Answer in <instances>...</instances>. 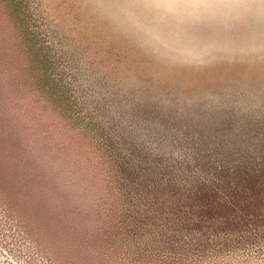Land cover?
<instances>
[{
  "label": "rangeland",
  "instance_id": "374dc122",
  "mask_svg": "<svg viewBox=\"0 0 264 264\" xmlns=\"http://www.w3.org/2000/svg\"><path fill=\"white\" fill-rule=\"evenodd\" d=\"M189 11L0 0V264H264V3Z\"/></svg>",
  "mask_w": 264,
  "mask_h": 264
},
{
  "label": "trees",
  "instance_id": "16d2710c",
  "mask_svg": "<svg viewBox=\"0 0 264 264\" xmlns=\"http://www.w3.org/2000/svg\"><path fill=\"white\" fill-rule=\"evenodd\" d=\"M257 149L258 148L253 149V150H257ZM263 149H264V144L262 148H259V150H263ZM243 152L247 155L246 158L250 165L244 164V166L238 167L233 172L232 174L233 176L231 179L237 186H241L243 192H245L244 194H247V193L250 194V195L242 196V198L248 199V200L252 198L255 201V210H259L262 207H264V166H262V168H260L259 170L254 171V168L252 166V163H254V158L252 157V155H250V152H245V151ZM228 154H230V152ZM220 176L222 177L221 181L223 182L222 195H225V197H229L231 199L230 203L232 205H234L232 201H235V205L242 212L246 213V210H247L246 206L244 205L243 207L239 206L241 204V201H240L241 199L239 200L237 199V197L240 196V194H235L229 191V187H228L229 178L227 177V174L222 172ZM195 197L201 203L200 212L209 215L210 212L212 211L209 209L211 207L210 206L211 203L209 202L210 197H208L207 194L200 193L198 191L196 192ZM223 206L225 207L224 208L225 210L224 212H220V214L226 215L228 211L231 210L229 209L231 207L224 204V205H221L220 208H222Z\"/></svg>",
  "mask_w": 264,
  "mask_h": 264
},
{
  "label": "snow or ice",
  "instance_id": "6c2138e0",
  "mask_svg": "<svg viewBox=\"0 0 264 264\" xmlns=\"http://www.w3.org/2000/svg\"><path fill=\"white\" fill-rule=\"evenodd\" d=\"M137 3L145 6L163 9L169 13L167 22L170 26L188 24L189 28L203 31L207 24L201 23L202 16L189 11L186 15H181L179 10H199L211 7H219L226 3H252L254 0H136ZM264 3V0H261Z\"/></svg>",
  "mask_w": 264,
  "mask_h": 264
}]
</instances>
